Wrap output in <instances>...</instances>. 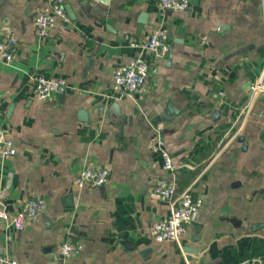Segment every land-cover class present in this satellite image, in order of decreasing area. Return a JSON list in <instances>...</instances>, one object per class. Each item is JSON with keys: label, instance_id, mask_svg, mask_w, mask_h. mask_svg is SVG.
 <instances>
[{"label": "crops", "instance_id": "1", "mask_svg": "<svg viewBox=\"0 0 264 264\" xmlns=\"http://www.w3.org/2000/svg\"><path fill=\"white\" fill-rule=\"evenodd\" d=\"M45 2L0 0V35L19 43L0 61V126L17 148L0 155V200L9 214L32 193L45 202L22 230L0 219V254L24 264H264V95L250 90L264 76V0H188L185 10L65 0L67 20L38 38L33 19ZM155 29L167 34V56L151 63L144 92L120 93L115 68L149 57L140 45ZM33 75L67 86L39 100ZM159 124L172 171L152 147ZM98 164L109 168L105 185L73 182ZM159 178L202 197L198 239L192 224L176 240L150 236L170 209L151 196ZM66 238L82 244L67 258Z\"/></svg>", "mask_w": 264, "mask_h": 264}, {"label": "built area", "instance_id": "2", "mask_svg": "<svg viewBox=\"0 0 264 264\" xmlns=\"http://www.w3.org/2000/svg\"><path fill=\"white\" fill-rule=\"evenodd\" d=\"M165 8L185 10L188 0H158ZM58 19L67 20L65 0H46L43 8L34 16V33L38 38L46 37L55 27ZM18 39L10 32L0 35V61L10 62L18 50ZM131 45H136L132 42ZM141 48L149 53V57L139 53L120 63L113 74V88L122 94L132 95L145 91V82L149 73V67L153 61L167 56L170 43L164 30L155 29L141 43ZM33 91L39 100L50 98L55 92L65 90L67 84L60 77H45L33 75L31 77ZM253 95H264V76L256 79L250 86ZM222 94V93H221ZM260 116L264 121V104L260 109ZM162 125L155 127V138L152 143L154 150L160 151L163 158V167L174 170L175 162L171 154L163 147L161 138ZM17 153L13 139L0 126V155L10 156ZM109 168L104 165H86L77 171L73 182L79 187H100L108 182ZM2 192H0V197ZM151 196L156 200L170 203L169 213L154 221L149 227L150 236L156 241L176 240L184 233L191 222L194 221L200 211L203 199L200 195L187 188L176 192L173 182L163 178L156 180L151 189ZM44 198L38 194H30L20 208L13 214H9L0 200V219L11 224L15 229L22 230L25 225L36 219L44 210ZM82 250V244L71 238H66L60 243V254L67 258ZM0 264H24L8 254H0ZM231 264H262L259 257H249Z\"/></svg>", "mask_w": 264, "mask_h": 264}, {"label": "water", "instance_id": "3", "mask_svg": "<svg viewBox=\"0 0 264 264\" xmlns=\"http://www.w3.org/2000/svg\"><path fill=\"white\" fill-rule=\"evenodd\" d=\"M67 8V7H66ZM68 9H69V7H68ZM80 113H82V114H84L85 115V112L84 111H80ZM218 112H214L213 113V116H215L216 114H217ZM238 140L239 141H241L242 142V147L244 148V146L246 145V143H245V141H244V139H243V137L242 136H239L238 137ZM191 224L194 226V228H195V231H196V235H192V237H191V239L192 240H194L195 238H199V230H200V228H201V224L200 223H198L197 221H192L191 222ZM196 249H191V248H186L185 249V251H188V252H194Z\"/></svg>", "mask_w": 264, "mask_h": 264}]
</instances>
